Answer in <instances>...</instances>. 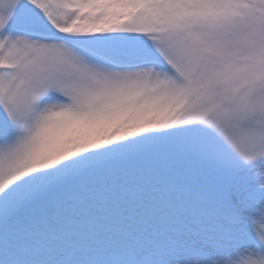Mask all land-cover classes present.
I'll return each mask as SVG.
<instances>
[{
  "label": "snow or ice",
  "instance_id": "snow-or-ice-1",
  "mask_svg": "<svg viewBox=\"0 0 264 264\" xmlns=\"http://www.w3.org/2000/svg\"><path fill=\"white\" fill-rule=\"evenodd\" d=\"M0 264H264V0H0Z\"/></svg>",
  "mask_w": 264,
  "mask_h": 264
}]
</instances>
